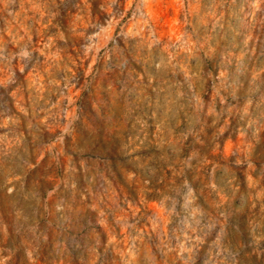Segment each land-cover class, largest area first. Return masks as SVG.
I'll use <instances>...</instances> for the list:
<instances>
[{
  "label": "clouds",
  "instance_id": "1",
  "mask_svg": "<svg viewBox=\"0 0 264 264\" xmlns=\"http://www.w3.org/2000/svg\"><path fill=\"white\" fill-rule=\"evenodd\" d=\"M0 264H264V0H0Z\"/></svg>",
  "mask_w": 264,
  "mask_h": 264
}]
</instances>
